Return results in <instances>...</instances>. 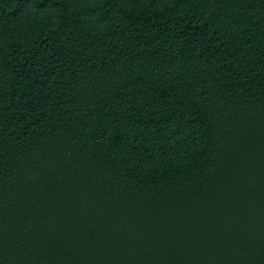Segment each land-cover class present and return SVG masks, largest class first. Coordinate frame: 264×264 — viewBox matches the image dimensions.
Listing matches in <instances>:
<instances>
[{
  "label": "trees",
  "instance_id": "1",
  "mask_svg": "<svg viewBox=\"0 0 264 264\" xmlns=\"http://www.w3.org/2000/svg\"><path fill=\"white\" fill-rule=\"evenodd\" d=\"M0 264H264V0H0Z\"/></svg>",
  "mask_w": 264,
  "mask_h": 264
}]
</instances>
